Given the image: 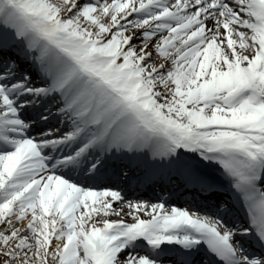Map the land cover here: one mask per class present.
<instances>
[{"label":"snow or ice","instance_id":"1","mask_svg":"<svg viewBox=\"0 0 264 264\" xmlns=\"http://www.w3.org/2000/svg\"><path fill=\"white\" fill-rule=\"evenodd\" d=\"M173 249L264 264V0H0V264Z\"/></svg>","mask_w":264,"mask_h":264},{"label":"bare ground","instance_id":"2","mask_svg":"<svg viewBox=\"0 0 264 264\" xmlns=\"http://www.w3.org/2000/svg\"><path fill=\"white\" fill-rule=\"evenodd\" d=\"M120 205H118V204H116V207H119ZM120 217H118V216H115V215H113V216H110L109 217V219H119ZM128 217H125V219H127Z\"/></svg>","mask_w":264,"mask_h":264}]
</instances>
